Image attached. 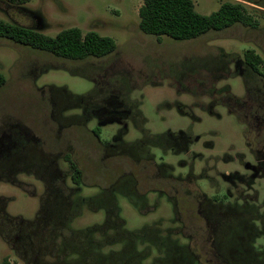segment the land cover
<instances>
[{
	"label": "rangeland",
	"instance_id": "374dc122",
	"mask_svg": "<svg viewBox=\"0 0 264 264\" xmlns=\"http://www.w3.org/2000/svg\"><path fill=\"white\" fill-rule=\"evenodd\" d=\"M222 1L192 0L204 15ZM233 1L255 26L174 40L140 31L142 0H0L4 21L52 37L92 30L117 45L70 60L0 38V263L264 264V102L245 111L258 118L254 131L220 103L223 90L247 99L238 73L264 91L239 63L252 49L264 71V0ZM221 52L241 61L222 64ZM225 65L216 80L205 68ZM95 86L131 100L139 116L110 108L82 117L65 94ZM229 219L230 234L221 228Z\"/></svg>",
	"mask_w": 264,
	"mask_h": 264
},
{
	"label": "trees",
	"instance_id": "16d2710c",
	"mask_svg": "<svg viewBox=\"0 0 264 264\" xmlns=\"http://www.w3.org/2000/svg\"><path fill=\"white\" fill-rule=\"evenodd\" d=\"M10 1L25 3L28 0ZM138 15V27L140 31L144 34L155 36L157 39H160L162 36H168L174 40H190L197 38L208 31H219L237 23L244 26H255L256 23L254 17L246 11L244 4L233 0L222 1L218 9L208 15L198 13L195 10L192 0H142V4L138 9ZM0 38H6L17 44L30 46L48 52L54 56L70 60L101 58L112 54L117 47L113 38L102 36L92 30L83 33L77 27H68L60 30L52 37L31 27L21 26L2 19H0ZM219 59L222 60V64H228L229 62L245 64L251 72L261 78L264 85V71L260 68L263 60L261 56L252 49L245 51L242 62H239L241 60L234 59L233 56L226 52H221ZM214 62L216 61L208 59V63ZM192 63L194 67L198 65L197 60L192 61ZM209 67L205 68L209 69V72L213 74L212 79L214 80L223 77L228 68V66L225 65L224 69L220 71L219 74H214L215 70H212V66ZM238 75L242 76L244 79L246 88L245 98L247 99L237 98L233 96L229 90H223V93H227V96L224 101L220 103L226 105L231 112H234L237 115H242L250 129V126L256 125L255 121L258 118L255 115L253 116V113L252 116L246 114L245 111L249 107L250 102H253L256 105V110L258 107L261 109L264 102V91L262 88H249V82L246 77L241 73H238ZM5 82L6 79L4 75L0 73V87L3 86ZM152 85L155 84L153 83ZM178 87L180 91L192 92L188 86L179 85ZM61 91L65 92L66 90ZM114 91V89L105 90V87L103 86H95L92 92L83 97L71 95L70 93V95H65L71 98V104L75 103L82 107V117L85 114H88V116L93 114L99 115L100 110L110 108L118 109L120 112L129 113V115L133 117L139 116L140 112H138L135 106H133L134 103L131 100L129 102L122 101L120 99V94H117V98H115L113 96L115 93ZM195 92L196 91L192 93ZM243 110L244 113H242ZM248 118H252L253 121L251 120L248 123ZM100 120V122H102L105 119L102 118ZM250 130H257L256 126ZM94 133L98 137V134L96 132ZM258 138L259 136H257L256 139ZM65 158L73 170L71 175L73 183L76 185L80 184L81 170L72 160L70 155L65 156ZM261 158L263 159L264 156ZM249 207L246 208L247 213H249L254 206L251 205ZM246 220L251 221V218L248 216V219ZM221 228L222 230L226 229L227 233L230 234L232 233V229L235 231L236 223L232 219L223 220ZM248 231L250 235L256 233V229L251 228ZM226 262H228V260H226ZM0 264H9L8 259L6 257L3 258Z\"/></svg>",
	"mask_w": 264,
	"mask_h": 264
}]
</instances>
